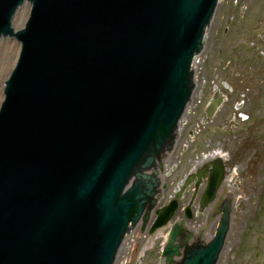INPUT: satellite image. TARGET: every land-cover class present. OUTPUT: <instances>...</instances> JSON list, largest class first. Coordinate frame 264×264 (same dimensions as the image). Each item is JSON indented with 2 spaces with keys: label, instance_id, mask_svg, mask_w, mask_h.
<instances>
[{
  "label": "water",
  "instance_id": "obj_1",
  "mask_svg": "<svg viewBox=\"0 0 264 264\" xmlns=\"http://www.w3.org/2000/svg\"><path fill=\"white\" fill-rule=\"evenodd\" d=\"M219 1L0 0V40L20 44L0 106V264H115L137 225L153 235L175 217L191 180L158 207L157 161L192 102L194 60ZM222 103L215 93L207 118ZM212 166L197 174L196 190L209 173L199 213L224 179L221 161ZM231 205H220L207 243L216 215L199 235L175 223L161 263L216 264Z\"/></svg>",
  "mask_w": 264,
  "mask_h": 264
},
{
  "label": "rangeland",
  "instance_id": "obj_2",
  "mask_svg": "<svg viewBox=\"0 0 264 264\" xmlns=\"http://www.w3.org/2000/svg\"><path fill=\"white\" fill-rule=\"evenodd\" d=\"M29 14L30 6L25 4L16 17L18 30L24 27ZM19 51L18 42L1 39L0 106L4 83L15 67ZM193 76L192 102L179 125L180 140L167 162L168 169L175 165L176 170L170 177H162L167 188L162 193L160 206L174 197L184 176L203 157L213 153L229 155L232 159L231 220L216 264H264V0L219 2L203 50L195 59ZM224 83L230 86L229 90L223 87ZM216 90L226 99L216 117L207 121L204 108ZM242 114L248 115L249 120L243 123L239 119ZM233 117L240 129L233 128L235 125L229 127ZM190 133H193L191 142L188 141ZM187 195L168 226L153 235L142 233L136 227L115 264H163L162 249L172 226L184 219ZM209 213L210 209L198 213L195 204L192 219L185 221L186 229L195 235L200 226L204 227ZM217 223L218 217L204 232L205 238L213 237ZM146 247L149 248L144 251Z\"/></svg>",
  "mask_w": 264,
  "mask_h": 264
},
{
  "label": "flooded vegetation",
  "instance_id": "obj_3",
  "mask_svg": "<svg viewBox=\"0 0 264 264\" xmlns=\"http://www.w3.org/2000/svg\"><path fill=\"white\" fill-rule=\"evenodd\" d=\"M223 87L225 89H228V90L230 89V86H228L226 83H224ZM216 92H219L221 95H223V93H221L220 90H216L215 93ZM223 96H224V102H225L226 96L225 95H223ZM224 102H223V104H224ZM223 104H222V106H223ZM241 107H243V104L237 105L236 110L240 109ZM220 108L218 109V111L216 112V114L214 115L213 118L216 117ZM205 118L207 119L206 115H205ZM239 119L244 123V122L249 120V116L242 114V115H239ZM209 120H211V119H207V121H209ZM234 121H237V119L233 117L232 121L229 122V127L232 128L235 125L233 128L240 129L241 128L240 124H238ZM192 137H193V133H190L188 135V141L189 142L192 141ZM179 140H180V136H178L176 139V144H175L174 149L176 148V145H177ZM184 148L186 149L185 146H184ZM174 149L170 152H166L165 154L164 153L161 154L160 158L158 159L157 168H156V169H158V172H159L158 178L160 177L162 179V177H170L172 175L173 171L176 170L175 165L171 166L170 169H168V167H167V162H169V159H170ZM230 160L232 161V159L229 155L228 156H226V155L221 156L220 153H213L211 155L203 157L200 161H198L195 164L194 168L188 174H186L183 178V183H185L189 180H191V183L189 184L188 188L183 193L182 199H184L188 193L187 204H189V202L195 196L194 200L196 202L197 209H198V201L200 200L202 192H203L204 188L206 187V181H207L208 176H209V173L207 172L206 175L203 178H201V182L199 184V187L196 190L195 185H196V183L199 182V178L197 175L198 171L203 170L206 165H209L208 169L211 170L213 168V166H212L213 163L218 164V162L221 161V164L224 168V179H223L222 184H221V186L217 192V200H219V202H221V203L231 200L232 190L229 189L230 188L229 181L231 179L230 177L232 176V170H231L232 168L230 165ZM146 174L148 176H152L153 172H147ZM183 183H182V185H183ZM218 208H219V204H217V205L213 204L210 208V212L216 213L218 211Z\"/></svg>",
  "mask_w": 264,
  "mask_h": 264
},
{
  "label": "bare ground",
  "instance_id": "obj_4",
  "mask_svg": "<svg viewBox=\"0 0 264 264\" xmlns=\"http://www.w3.org/2000/svg\"><path fill=\"white\" fill-rule=\"evenodd\" d=\"M220 1H222V0H220ZM17 16H18V15H16V17H17ZM16 17H15V19H14V21H13V28H14V30L17 31L19 27H18V23H17V18H16ZM0 41H1V40H0ZM3 46L9 48V46H8L6 43H4ZM0 98H1V97H0ZM195 235H199V231H196ZM129 238H130V235H129L128 239H126V241L124 242L122 248L125 247V246L127 245V242L129 241ZM209 240H210V239L205 238V243H207ZM147 248H149V247L144 248V251H146Z\"/></svg>",
  "mask_w": 264,
  "mask_h": 264
}]
</instances>
